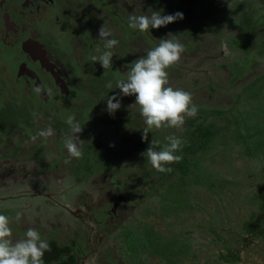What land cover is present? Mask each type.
Masks as SVG:
<instances>
[{"label":"trees","instance_id":"obj_1","mask_svg":"<svg viewBox=\"0 0 264 264\" xmlns=\"http://www.w3.org/2000/svg\"><path fill=\"white\" fill-rule=\"evenodd\" d=\"M4 1L0 0L2 21L7 18L3 11ZM188 1L190 0H141L139 7L143 13L140 15H151L154 11L161 15L183 13V19L141 33L125 25L124 10L119 8L115 10L114 1L104 4L101 0H88L89 5L99 12L101 11L99 7L108 6L111 10L108 11L106 7L104 14H110L111 16H107L113 22L124 24L125 30L117 33L118 45L111 49L112 65L108 69H103L99 62L91 61V57L100 55L104 48L99 39L100 28L89 22L80 23L85 31L76 38L75 47L66 35L61 40L54 36L51 38L49 35L51 42H44L39 44L40 47H36L28 35L23 40L24 53L45 69L46 85L25 59L18 57L15 62L7 60L0 44V170L7 171L10 175L8 178L2 174L4 178H1L3 182L10 181L13 186L24 183L27 175H46L55 180L69 179L77 185L81 182L99 183L105 180L108 182V175L121 173L120 175L130 181L122 185V195L129 199L131 205L138 201L141 203L144 196L150 198L161 192L163 193L161 197L166 202L165 210L169 212L167 206L172 205L173 201L176 202L170 196V192L175 191L181 199L179 210L175 211L177 215L163 216L175 218V222L187 215L183 211L185 207L192 211V215L196 212L190 220L193 225H187L181 234H175L179 229L177 223L170 224L171 231L162 219L157 222L162 215L142 218L145 222L140 225L154 227L155 233L149 242L150 248L144 247L147 254L141 252L143 246L132 248L131 257L137 254V250L139 251L138 257L136 256L137 264H253L255 261V264H264V251H252L254 246L264 245V149L254 152L251 147L257 145L259 139L254 138L252 129L256 127L264 129V71L246 81L247 76L254 73L258 65L264 63V20L256 14V6L259 1L264 0H257L256 3L255 0L252 1L249 3L250 8L240 7L242 12L231 20L237 33L226 37L225 42L228 48L236 50L237 53L230 57L219 51L218 54L208 57L212 60L221 56L223 61L219 67L222 66L226 71L220 76L218 87H213L212 84L204 87L208 95L221 96L226 94L224 91L233 92L235 87L243 83L241 89L232 93L235 99L241 97L239 105L232 106L233 110L223 108L212 111L213 109L198 107L194 117H185L183 129H152L148 134V140L143 141L145 123L139 106L137 111H133L135 97L121 96L117 88V81L126 79L133 61L140 58L132 53L136 39L142 41L141 50L145 54L157 46L161 39L178 41L184 45L185 51L182 54L186 56L199 55L208 50L211 43L213 45L222 43V32L212 23L214 16L210 10H195L187 3ZM52 6L50 2L48 7ZM66 8L71 9L67 6ZM253 12L255 14L252 15ZM112 14L116 18H113ZM255 15H258L257 18ZM63 16L64 21L71 22L70 18L62 14ZM64 27L67 28L63 22L57 29L59 31ZM207 34L211 35L210 41ZM49 38L46 36L45 39ZM61 42L69 47L67 49L63 46L65 54ZM43 45L47 46L46 50ZM97 47L101 52L96 51ZM47 50L53 53V57H48V60L44 59L45 53L43 55L38 53ZM56 59L60 61L62 67L56 64ZM73 66L85 67V75L77 73L72 69ZM215 66L210 65L211 70ZM109 82L111 88L106 87ZM37 87L41 89L39 93L34 91ZM111 96H117L121 103V107L114 114L106 111L107 98ZM261 96L263 98L260 99ZM56 99L61 101L63 106L65 104L73 106L70 108L65 106L63 109L55 105ZM82 99L88 103L84 109L79 104ZM115 102L114 100L113 103ZM253 102L257 104L252 108ZM243 105H250L249 114L244 112L246 107L243 108ZM255 109L259 110L257 112L259 117H253ZM91 112L94 114L89 115ZM69 115L74 116V122L82 128V131L76 134L79 137L76 143L83 153L79 159L70 157L63 145L64 138L74 135L72 128L65 122ZM91 118H96L97 122L93 124L86 122V119ZM253 119L255 125H251ZM37 122L40 123V130ZM48 128L53 130V135L46 140L40 136L35 140L31 139L32 135ZM109 132L121 137L118 142L111 141L108 137ZM169 135L181 138L182 149L175 154L182 156V159L178 163L164 165L170 167L172 171L161 173L152 168L141 153L149 146L161 150L168 143L166 137ZM49 154L53 157L51 158ZM119 161L122 163L118 166ZM129 163L134 164V170L127 173L122 171ZM187 182H191L193 186L198 184L201 188L205 187V192H210L211 197L218 200L222 198L221 200L225 201L229 195H234L237 189L246 188L238 197L243 202L238 208L241 211L248 204L251 207L245 208L241 214L239 212L236 215H227L228 213L216 215L212 212L213 206L216 209L215 206L217 207L219 202L210 201L211 211L207 210L208 213L207 211L204 213L205 210L194 209L196 203L193 197L197 200L205 199L193 189L192 198H188L190 188ZM131 183L140 189L126 188L131 186ZM124 187L128 190L127 193H131L130 196L125 193ZM159 189L162 191L159 192ZM145 192L148 194L145 195ZM124 203L123 199H119L121 206ZM223 216L227 225L231 219H233L231 223L237 225L235 236L216 224ZM206 222L208 223L205 224ZM193 233L208 239L194 243ZM98 241L96 242L99 244ZM62 247L65 245L60 244L57 248ZM93 250L94 254L97 247ZM105 255L106 251L103 248L101 264H105ZM199 257L203 260L199 261ZM117 261L119 259L110 263L119 264ZM43 264H50L47 254H44Z\"/></svg>","mask_w":264,"mask_h":264},{"label":"rangeland","instance_id":"obj_2","mask_svg":"<svg viewBox=\"0 0 264 264\" xmlns=\"http://www.w3.org/2000/svg\"><path fill=\"white\" fill-rule=\"evenodd\" d=\"M101 1L102 3L104 2V4L114 1L115 10L117 8L125 10L124 8L130 0ZM252 1L254 0H190L187 2L193 6L195 10H210L214 16L212 23L216 26V29L218 28L222 32L221 44L214 43L213 45L211 43L209 49L201 52L199 55L186 56L182 54L179 62L167 69L169 73V86L174 89H182L189 92L192 96V103L197 107H203L204 109L210 110L213 109L212 111H214L223 108L225 110H231L233 105H239L241 97H239L240 99H235L233 98L234 95H232V93H236L241 89L243 83H240L239 86L235 87L233 92L224 91L226 94L221 96H217L216 94L208 95L207 90L204 87L211 86V84L213 87H218L217 84L220 76H222L223 72H226L222 69V66L219 67V64L223 61L221 56L212 60L208 57L218 54L219 51H222L223 55H229L230 57L237 53L236 50H232L226 46L225 40L226 37L237 33L234 22L231 20L234 19L239 12H242V8L240 9V7L250 8L249 3ZM256 1L257 0H255V3ZM50 2L53 5L51 8L48 7ZM66 6L71 9L66 8ZM91 6L92 5H89L88 0H5L3 11L7 14V18L4 21L0 19V44L3 47V52L5 53L7 60H13V62H15L18 57L25 59L28 65L33 67L34 72L41 76L43 84L46 85V79L44 77L46 76L45 69L39 63L32 61V59L24 53L25 47L23 40L29 35L33 39V42H35V46L40 47L41 45L39 44L41 43L51 42V38L58 37V40H61L66 35L73 43V47H75L74 42L76 38L79 34L85 31V29L81 27L80 23L82 22H89V24H92L96 28L104 26L106 30L111 32L110 37H112V39H117V33H122L125 29L122 24L119 25L117 22H113L112 19L108 17L111 16L110 14H107L108 16L104 14L106 7L108 11L111 10V8L108 6H101L99 7L101 10L99 12ZM139 6L141 7V0H132L130 4L131 10L127 13L128 16H126V19H128L130 15L142 14L143 12ZM38 8L40 9L38 10ZM35 10H38V12L36 13ZM254 10L255 9L253 8L252 11ZM256 10V14L261 16V19L264 20V2L259 1ZM62 14L70 18L71 22L64 21L65 17H62ZM253 14L255 13L253 12L252 15ZM112 15L113 18H116L114 14ZM121 15L123 16V13H121ZM257 16L255 15V18H257ZM63 22L67 28L64 27V29L58 31V25ZM126 23L128 24V22ZM3 24H6V26L3 27ZM220 24L222 25L221 27ZM75 28H77V30H75ZM49 35H51V38H49ZM46 36L49 39H45ZM207 38L209 41L212 39L210 34H207ZM156 41L157 39L155 42ZM63 46L67 49H69V47L62 43V50L64 53L65 48ZM46 47L47 46L43 45V48H45L44 50L47 49ZM141 47H143L142 41L136 39L135 45L132 46V53H135L138 57H142L145 52H142ZM38 53L41 55L45 53L46 55L44 56V59L46 60H48V57H53V53L50 50L43 52L38 51ZM229 59L231 60V58ZM56 64L61 66L60 61L57 59ZM212 64H215L216 66L211 70L210 65ZM84 68L85 67L82 68L80 66L72 67L77 73H83V75H85L84 73L86 70H84ZM255 69L256 71L254 73L247 76L246 81L253 79L256 74L258 75L263 72L264 63H261ZM47 87H49V84H47ZM244 98H246V96ZM261 98L263 97L261 96L260 99ZM54 103L56 106L63 109H65V106H67V108L73 106L71 104H65L63 106L58 99H56ZM79 104L83 109L88 105L85 99H82ZM256 104V102H253V105H251L252 108ZM134 107L133 111H137L138 105L134 104ZM244 107H246L245 110L243 109L244 112L249 114L251 112L250 105H243V108ZM247 107L249 109H247ZM258 111L259 110L255 109L253 117H259L257 115ZM93 114L94 113L91 112L89 115ZM254 119L251 125H255ZM86 122L93 124V122H97V119H86ZM37 127L40 130L41 126L39 122H37ZM252 131L255 135L254 138H259L256 142L257 145L251 146L252 150L254 152H258V149L263 150L264 129L262 127H256L252 129ZM108 137L113 142H118L119 138H121L110 132L108 133ZM49 156H51V158L53 157L51 154H49ZM121 163L122 162L119 161L117 163L118 166L121 165ZM133 170L134 164L129 163L122 171H126L127 173ZM3 171L4 170H0V214L9 217L13 240L23 238L28 228H35L40 233L42 239H45L49 245L51 242L52 247L50 251L46 252L49 259L53 256L55 258L57 257L56 259L58 260L60 257L59 254L61 251L60 248H57L58 243L56 239H59L60 242H62L66 238L65 241L67 242L64 244H69V239L74 235L79 237H89V235H92L95 236V239L90 241L92 242V247H97V250L94 254L92 253L88 258H85L80 264H101V253L103 248L106 251L104 259L105 264H112L110 262L118 259L119 261H117V263L119 264H137L138 258H136V256L138 257L139 251L137 250V254H135L134 257H131L130 252L132 248L134 249L135 247L143 246L141 252L147 254L146 248L144 247L150 248L149 242H151V238L154 237L153 233H155V231H153L154 227L149 228L140 225V223L143 225L145 222L142 221V218L145 219L147 216L151 217L152 215H162L157 222L162 219L168 224V227H170V224L177 223L179 229L175 231V234H181L186 230L187 225H193L190 220L196 214V212H194L195 214L192 215V211H189V209L185 207L183 211L187 215L183 216L180 220L177 219V221L174 222L175 218L170 219L167 218V216H163L177 215L175 211L179 210L181 204L179 200L181 199L178 197L177 192L171 191L170 196L173 197L176 202L173 201L172 205H168L167 210L169 212H166V202H164L161 197V194H163L160 192L162 191L161 189L158 190L160 192L158 193L159 195L155 194L150 198L144 196L145 198L143 197L144 200L141 201V203H138L140 202L138 201L131 205L129 199L122 195V185H125L130 181H127L123 175H120L121 173L108 175V182H106V180L99 183L81 182L77 185L70 182L69 179L63 180L58 178L55 180L46 175H27L24 183L12 186L11 183H9L10 181L3 182L2 178L4 177L2 174H4L5 177L10 178L8 172ZM189 178L192 179V177ZM187 184L190 188V196L188 198H192L193 189L194 192H198V195L205 199L197 200L193 197V201L196 203L194 209H199L200 211L205 210L204 213H206L207 210H210V201L219 202L218 206H215L216 209H214L213 206L212 212L215 214L219 213L220 215H225V213H228L227 215H236L239 212L241 214L244 212L245 208L251 207V205L248 204L242 208L241 211L238 208V206L243 203L241 198L238 197L243 194L246 188L237 189L234 195H229V198L225 201L221 200L222 198H219L218 200L217 198H213V196L211 197L210 192H205V187L201 188L198 184L193 186L191 182H187ZM132 187L140 189L139 186H134L132 183L131 186H127L126 188L131 190ZM126 188L124 187L125 193L128 192ZM166 189L167 188H165V190ZM127 194L130 196L131 193ZM147 194L148 192H145V195ZM150 195L151 194H149V196ZM119 199H123L125 202L124 205L122 204L121 206V204H119ZM205 202H207V206ZM145 212L146 216H144ZM17 213L21 214V218L18 221L16 220ZM232 220L233 219L228 221L227 225L223 216V218L216 224L221 225L224 230L235 236L237 225L231 223ZM83 221L86 224H84ZM98 221H100L101 224L97 223ZM207 223L208 222L205 224ZM169 229L172 231L171 227ZM96 239H99V241ZM205 239L208 238H203L198 233H193L192 240L194 243L204 241ZM95 240L98 241L99 244ZM252 251L263 252L264 245L262 244L258 247L254 246ZM202 260V257H199V261ZM255 262H253V264H255Z\"/></svg>","mask_w":264,"mask_h":264},{"label":"clouds","instance_id":"obj_3","mask_svg":"<svg viewBox=\"0 0 264 264\" xmlns=\"http://www.w3.org/2000/svg\"><path fill=\"white\" fill-rule=\"evenodd\" d=\"M178 19H183V13L161 15L153 12L151 15H130L128 27L141 33L149 29H159ZM111 32L102 26L99 30V39L103 43L104 51L97 47L100 55H93L91 61L99 62L103 69L112 65L113 53L111 49L118 45L116 39H110ZM185 47L172 39H161L159 44L148 50L145 56L133 61L132 68L128 71L127 78L117 81V88L121 96H134L135 105L139 106L145 127L142 132V140H148V134L152 129L175 128L183 129L185 117H194L198 107L192 103V96L182 89H174L169 86L168 71L171 66L178 63ZM106 87L111 88V82ZM39 93V87L34 89ZM50 92V90H49ZM116 101L113 103V101ZM121 107L117 96L107 98L106 111L114 114ZM75 117L69 115L65 122L72 128L74 135L64 138L63 145L70 157L81 158L83 153L76 143L79 137L76 135L82 131ZM53 135V130L48 128L31 136L35 140L37 136L45 140ZM168 143L161 149L155 150L149 146L141 155L156 171L171 172L169 165L178 163L182 156L175 153L182 149L181 138L175 135L166 137ZM21 218L17 213L16 220ZM9 217L0 214V264H43L45 252L50 251V246L35 228H28L21 239L13 240L12 228Z\"/></svg>","mask_w":264,"mask_h":264},{"label":"flooded vegetation","instance_id":"obj_4","mask_svg":"<svg viewBox=\"0 0 264 264\" xmlns=\"http://www.w3.org/2000/svg\"><path fill=\"white\" fill-rule=\"evenodd\" d=\"M131 2L132 0L128 2V4L124 8L125 10L123 11L124 12L123 19L125 20V22H128L126 16H128L127 13L131 10L130 8ZM125 25H127L128 27L127 23ZM83 223L86 224L84 221ZM72 238H73L72 241L71 239H69V244L68 243L64 244L67 242L65 241L66 238L62 242H60L59 239H56L58 246L60 244H64L65 247L60 248L61 253L59 254L60 257L58 258V260L56 259L57 257L56 258L53 256L51 257L50 264H80L85 258H88L92 254V252L94 251L93 250L94 246L92 247V242L90 240L95 239V236L89 235V237H84V236L79 237L74 235L72 236ZM89 250H91L90 253L88 252Z\"/></svg>","mask_w":264,"mask_h":264}]
</instances>
